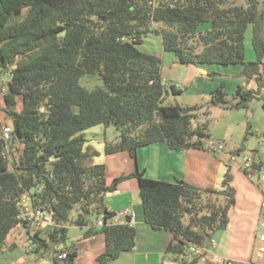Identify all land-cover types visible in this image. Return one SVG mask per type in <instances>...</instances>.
Masks as SVG:
<instances>
[{"label": "trees", "instance_id": "1", "mask_svg": "<svg viewBox=\"0 0 264 264\" xmlns=\"http://www.w3.org/2000/svg\"><path fill=\"white\" fill-rule=\"evenodd\" d=\"M239 1L0 0V77L10 78L4 111L13 127L10 145L22 146L10 150L9 162L0 137V252L14 228L26 227L19 201L28 192L53 212L54 225L30 237L35 253L74 264L78 249L68 242L69 227L76 226L85 239L105 236L97 262L110 264L135 248L137 230L132 223L109 224L115 213L106 198L135 177L145 222L173 234L167 254L182 256L181 264L205 258L191 248L208 247L228 227L235 204L230 173L221 190L152 180L139 170L108 185L106 166L91 163L100 153L86 146L84 132L115 125L120 139L106 142L104 154L127 151L134 159L140 148L159 143L175 151L207 146L208 124L193 125L195 108L161 105L167 93L161 58L139 49L153 33L183 65H242L241 75L257 89L239 86L234 107L257 100L264 109V0ZM249 30L252 62L245 61ZM85 76H98L101 85L86 88ZM225 97L224 85L213 91L214 104H225ZM99 219L105 226H95Z\"/></svg>", "mask_w": 264, "mask_h": 264}, {"label": "crops", "instance_id": "2", "mask_svg": "<svg viewBox=\"0 0 264 264\" xmlns=\"http://www.w3.org/2000/svg\"><path fill=\"white\" fill-rule=\"evenodd\" d=\"M242 69V65L225 68L196 66L198 72L208 77L212 76L213 87L224 85L226 89L230 87L231 93L236 92L239 86L257 89L255 80L247 81L241 75ZM221 77H228V84L221 79L218 80ZM9 80L8 74L1 76L0 85L7 86ZM206 90V93H211L213 89L209 87ZM263 92L264 88L261 96ZM3 95L0 91V132L6 125L5 122L9 121L4 111ZM8 124L12 125L11 121ZM86 141V146L91 151L100 153L99 156L91 158V163H102L106 166L108 185L112 184L115 178L131 175L139 170L144 171L145 176L152 180L169 183L182 180L201 189L221 190L225 174L229 172L232 177L229 185L235 190V204L229 212L228 227L215 235L212 252L198 264H264V253L259 250L260 247H264V242L260 240V236L264 234L261 233L264 230L262 205L264 188L256 172L245 171L239 165H231L229 157L221 156L218 149L206 146L207 142L203 149L180 151L172 150L166 144L159 143L140 148L137 151V158L134 159L127 151L102 155L105 144H99L94 139H86ZM209 141H213L211 135ZM6 155L10 157V153ZM106 204L109 211L114 213L130 211L132 225L137 230L135 248L123 253L110 264H181L182 256L178 257L166 252L173 240V234L166 230H155L145 222L137 178L132 177L120 182L116 192L107 196ZM83 233L84 230L76 226L69 227L68 245L78 249L74 264H98L97 258L106 248L105 236L99 234L85 239ZM32 234L33 231L27 227L14 228L0 252V264H54L52 256L34 252L30 239Z\"/></svg>", "mask_w": 264, "mask_h": 264}, {"label": "rangeland", "instance_id": "3", "mask_svg": "<svg viewBox=\"0 0 264 264\" xmlns=\"http://www.w3.org/2000/svg\"><path fill=\"white\" fill-rule=\"evenodd\" d=\"M239 4L245 3L241 0ZM251 35L249 30L245 42L246 62L255 60ZM139 49L161 58V75L167 89L162 106L177 105L182 108H195L196 117L193 120V125L208 124L209 134L214 144L212 148L217 149L220 144L225 145L224 150H218L221 156L225 155L230 159L232 154L238 155L235 152L238 148H242L241 156H237L238 165L242 163L245 155H250L253 151L257 152V156L264 163L263 101L254 100L246 108H235L234 105L239 101V99L234 98L236 92L231 93L230 87L229 89L224 87L225 104H214L213 91L220 85L213 87L211 75L208 77L206 74L198 72L196 66L181 64L174 53L164 52L160 34L153 33L145 36L144 42L139 45ZM214 67L225 68L224 66ZM219 79L227 84L229 82L228 77ZM81 83L92 90L101 85V80L98 76H85ZM174 86L181 92L175 93L173 91ZM209 87L213 90L211 93H206V89ZM262 96L264 97V92ZM8 122H5L4 128L8 125L10 127L8 129L11 130L13 127ZM120 134V131L113 124L109 126L98 125L84 132L87 140L94 139L99 144L115 142L120 139ZM16 146L17 149L22 147L19 143ZM102 155H105L104 151ZM261 233H264V230Z\"/></svg>", "mask_w": 264, "mask_h": 264}, {"label": "built area", "instance_id": "4", "mask_svg": "<svg viewBox=\"0 0 264 264\" xmlns=\"http://www.w3.org/2000/svg\"><path fill=\"white\" fill-rule=\"evenodd\" d=\"M11 76V75H10ZM0 91L2 94H5L7 91V86L5 84L0 85ZM8 125L6 128L3 127V129L0 132L1 139L5 142V149L6 154L10 153V150L13 152L17 151V144L14 143L12 146L10 145V139H11V131L12 129ZM207 146L209 148L213 147V142L208 141ZM12 147V148H11ZM225 148L224 144H220L217 149L223 150ZM242 152V151H241ZM241 152H237L238 155L232 154L230 156V164L231 165H238L237 164V156H241ZM9 158V162H11V157ZM254 163L258 164V168L254 167ZM260 159L259 157L255 156L254 153H251L250 155H245L243 157L242 163L239 164V167L243 170H252L253 172H256L258 175V179L260 180L261 186L264 188V165L262 167H259L260 165ZM19 205L21 208V213L19 216V219L25 221L26 227L29 230H32L34 233L35 231H41L45 230L51 226L54 225L53 222V212L44 210L41 207H38L35 203V199L32 197L30 193H25L21 196ZM263 207H264V201H263ZM132 223V213L128 210H124L120 213H115L114 216L109 220V224L118 225V224H131ZM96 227H102L105 226V222L102 219H99L95 223ZM263 228H264V222H263ZM260 240L264 242V234L260 236ZM215 245V241L212 239L209 242L208 247L203 246H193L191 248V251H193L196 255H204L206 257L208 254L212 252V249ZM260 252L264 253V247L259 248ZM67 257L66 253H63L59 255L60 259H65Z\"/></svg>", "mask_w": 264, "mask_h": 264}, {"label": "water", "instance_id": "5", "mask_svg": "<svg viewBox=\"0 0 264 264\" xmlns=\"http://www.w3.org/2000/svg\"><path fill=\"white\" fill-rule=\"evenodd\" d=\"M209 140H207L206 142H208ZM4 154H6V149L4 148ZM52 160H53V158H52ZM34 235V232H33V234H32V236Z\"/></svg>", "mask_w": 264, "mask_h": 264}]
</instances>
